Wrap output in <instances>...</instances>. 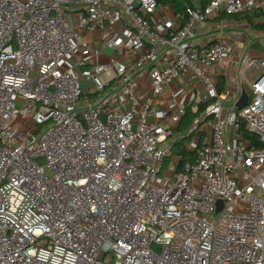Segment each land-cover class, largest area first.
I'll return each instance as SVG.
<instances>
[{"label":"built area","instance_id":"obj_1","mask_svg":"<svg viewBox=\"0 0 264 264\" xmlns=\"http://www.w3.org/2000/svg\"><path fill=\"white\" fill-rule=\"evenodd\" d=\"M244 1L162 20L157 0H0V264H264V57L243 58L249 103L227 111L211 71L231 47L194 44L199 25ZM106 50L132 53V69L98 62ZM141 74V109L125 108ZM189 79L208 106L179 134L195 157L181 163L186 107L153 108Z\"/></svg>","mask_w":264,"mask_h":264},{"label":"crops","instance_id":"obj_2","mask_svg":"<svg viewBox=\"0 0 264 264\" xmlns=\"http://www.w3.org/2000/svg\"><path fill=\"white\" fill-rule=\"evenodd\" d=\"M245 11L248 12L251 7L252 0H245ZM261 17L255 19V27L250 26L247 22L236 21L227 19H216L213 21H208L198 26L197 28V38L194 42L197 46H211L218 41L226 42L231 47V53L227 57L226 62L219 66L215 67L211 71V76L214 81L220 83L225 81V91L227 96V102L225 103L226 107L229 108L230 104L228 103L229 96L234 94L229 91L232 87L235 88L237 93V98L232 107L235 108L236 103L242 95L243 87L245 84L241 81L240 75L242 72L241 62L244 57L250 56L252 58H262L264 57L263 53H258L256 50V44L259 43L264 47V9L260 10ZM76 11L70 13V23L75 25L77 22ZM158 18L162 20H168L170 18L176 19L172 8L170 6H165L163 9L159 10L157 13ZM122 21L116 22L115 25L109 27L108 32L115 33L119 31L122 27ZM77 32L85 37L89 42L98 46L101 44V34L100 32L86 33L82 28L78 27ZM120 57L125 60L127 66L132 69L133 60L135 59L134 55L129 52L114 53L113 51L106 50L104 54L98 59V62L109 63L112 59ZM254 69L249 71L246 76L249 79L255 77ZM114 78V74H113ZM113 78L108 79L105 83H109ZM141 91L138 93V102L129 103L127 100L124 102L125 108H133L137 111L141 109V99L144 96V92L149 89V79L146 74H141L138 76ZM235 80V81H234ZM235 84V86H234ZM85 85V84H84ZM205 91L204 87L197 83L194 79L178 80L173 83L170 87H166L163 91L160 105L153 108L154 112L159 113L162 108L166 107L169 104H176L179 106L191 107L193 111L197 109L199 103H205Z\"/></svg>","mask_w":264,"mask_h":264},{"label":"trees","instance_id":"obj_3","mask_svg":"<svg viewBox=\"0 0 264 264\" xmlns=\"http://www.w3.org/2000/svg\"><path fill=\"white\" fill-rule=\"evenodd\" d=\"M159 5L170 6L176 16H182L186 14V10L188 8H195V7H206L209 3V0H157ZM261 9H250L248 12H244L235 16H226L225 14L221 16L220 19H231L236 21H246L250 26L255 27V19L261 17ZM261 27H264L260 25ZM263 58V57H262ZM257 59V58H256ZM246 88V87H244ZM247 94L249 95V91L245 89ZM220 92L226 93L225 91V81L220 82ZM208 106V103H199L197 109L193 111L191 107H186V116L181 121L179 128L174 132V136H177V140L173 144V150L181 157V163L187 161H194V155L189 154L186 149L184 148V144L189 141L187 135L180 139L179 134L184 133L186 134L190 126L192 125L193 121L199 117ZM235 109V108H234ZM236 110V109H235ZM237 112H240L236 110ZM243 131V130H242ZM244 133V132H243ZM246 135V134H245ZM246 137L253 142L256 147H260L259 140L257 137L253 135H246Z\"/></svg>","mask_w":264,"mask_h":264},{"label":"rangeland","instance_id":"obj_4","mask_svg":"<svg viewBox=\"0 0 264 264\" xmlns=\"http://www.w3.org/2000/svg\"><path fill=\"white\" fill-rule=\"evenodd\" d=\"M244 22H246V21H244ZM256 50L258 51V53H263V55H264V47H262L259 43L256 44ZM254 71H255V73H258L259 72L258 69H254ZM111 78H113V73L112 72H109V73L105 74L104 76H102L101 77V80L105 83L106 81H108V79H111ZM81 84L84 85V81H81ZM234 86H235V84H234ZM235 88L232 87L231 89H229V91L231 92V94L232 93H234V94H232V95L229 96L228 103L230 104V107L227 108V111L233 110V108H234V107H232V105L235 103V99L237 98V93L234 92L235 91ZM245 89L246 88L243 87V90H245ZM245 92H246V90H245ZM246 94H247V92H246Z\"/></svg>","mask_w":264,"mask_h":264},{"label":"water","instance_id":"obj_5","mask_svg":"<svg viewBox=\"0 0 264 264\" xmlns=\"http://www.w3.org/2000/svg\"><path fill=\"white\" fill-rule=\"evenodd\" d=\"M248 103H249V97L246 94V92L243 91L241 97L239 98L238 102L235 105V109L238 111H241L248 105ZM219 205L221 206L220 202H219Z\"/></svg>","mask_w":264,"mask_h":264}]
</instances>
